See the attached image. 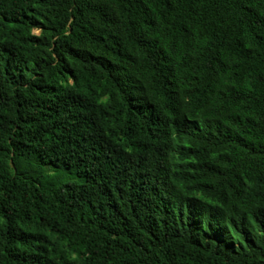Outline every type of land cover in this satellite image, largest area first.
Listing matches in <instances>:
<instances>
[{
  "label": "trees",
  "instance_id": "trees-1",
  "mask_svg": "<svg viewBox=\"0 0 264 264\" xmlns=\"http://www.w3.org/2000/svg\"><path fill=\"white\" fill-rule=\"evenodd\" d=\"M0 264H264V0H0Z\"/></svg>",
  "mask_w": 264,
  "mask_h": 264
}]
</instances>
